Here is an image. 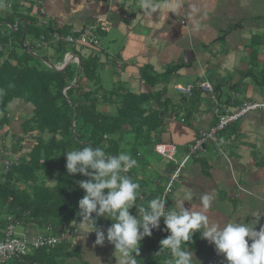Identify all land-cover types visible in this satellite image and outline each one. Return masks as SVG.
I'll return each instance as SVG.
<instances>
[{
    "label": "crops",
    "instance_id": "0c3cea01",
    "mask_svg": "<svg viewBox=\"0 0 264 264\" xmlns=\"http://www.w3.org/2000/svg\"><path fill=\"white\" fill-rule=\"evenodd\" d=\"M15 1L32 6L30 12H23L41 28L46 27L39 22L44 10L48 22L61 32L75 34L93 26L99 36L98 46L67 45L68 50L57 62L54 61L56 42L50 39L40 50L49 57L44 61L46 65L63 70L74 64L78 75L81 59L92 57L99 63L98 86L110 91L123 88L137 96L152 94L165 102L167 116L163 131L153 135L151 147H141L136 155L128 154L137 160L130 173L142 190V198L136 202L138 206L146 207L153 198L161 197L173 168V161L155 152L156 143L177 145L176 158L181 160L201 133L216 123L218 113L231 110L245 100L264 103V0H149L150 9L142 8L141 0H0L1 18L12 12ZM28 22L25 17L13 26L2 22L0 33L10 38L11 32L19 27L26 31ZM36 39L26 31L28 46L30 42L36 43ZM69 54L72 57L68 59ZM81 72L82 67L80 76ZM199 81L210 82L212 91L197 88ZM83 84L88 86L89 81L85 79ZM177 84H193L194 88L187 95L176 90ZM69 85H75V80ZM151 99L150 111L160 112L162 106ZM110 103L104 108L115 111L116 104ZM33 110L32 104L22 98L13 99L6 115L8 120L0 126V159L4 157L3 149L7 154L11 144L24 135L23 122ZM3 116L0 112V120ZM134 140V135L127 136L121 147L131 152ZM209 192L215 199L204 210L200 197ZM189 193L192 199L184 202L186 209L206 211L210 220L221 224L235 218L255 223L252 215L257 211L264 213V107L230 124L220 132L218 142L207 141L203 150L190 157L168 197L167 210L173 207L175 199ZM130 212L138 215L135 206ZM6 219L1 228L14 222L9 216ZM81 221L74 220L66 230L72 236L59 245L65 244L70 253L57 261L117 264L119 253H114V245L107 239L103 245H95V232L88 233L90 226ZM14 223L17 233L29 239L57 235L51 229ZM111 224L112 220L104 216L96 219L97 227L105 235ZM261 226H264V214L254 225L257 230ZM165 227L162 219L161 228ZM163 232L161 236L152 234L141 241L137 264H165L170 258L168 250L156 252L160 240L170 234ZM186 243L195 254V264H227L224 255L217 253L214 244L202 238L198 231Z\"/></svg>",
    "mask_w": 264,
    "mask_h": 264
},
{
    "label": "trees",
    "instance_id": "16d2710c",
    "mask_svg": "<svg viewBox=\"0 0 264 264\" xmlns=\"http://www.w3.org/2000/svg\"><path fill=\"white\" fill-rule=\"evenodd\" d=\"M24 6L15 1L12 12L0 17V23L10 26L25 17L30 21L26 26L27 34L37 38L36 43L30 42L29 46L25 43L30 51L23 47L17 51L21 47L23 29L19 27L11 32L10 38L0 33V112L4 113L0 126L8 120L6 115L13 99L22 98L34 107L33 113L23 122L24 135L11 144L10 152L6 154L3 149V156L12 163L6 169L0 165V227L7 223L9 216L25 226L50 227L53 234H60L69 229L74 220L82 219L78 201L85 191L79 187V181L88 179L79 173H67L64 153L90 144L103 148L109 155L122 152L136 155L141 147H151L153 135L163 131L167 110L165 102L152 94L137 96L123 88L110 91L98 86L99 63L92 57L81 59L80 78L64 92L63 89L74 81L77 67L68 65L57 70L45 64L49 57L40 52L47 41L50 42L53 28L61 29L50 24L42 12L39 22L46 19L48 23L43 24L46 27H39L35 19L26 17L23 12H30L32 6ZM67 45L66 42L56 43L55 62L65 55ZM85 79L89 81L88 86L83 84ZM151 98L162 106L160 112L150 111ZM108 102L116 104L115 111L104 108ZM129 135L135 136L131 152L121 147ZM26 149L29 152L24 151ZM127 175L131 177L130 171ZM101 227L105 230L106 226L102 224ZM68 253L65 244L34 249L26 256L14 257L7 264H60L57 258Z\"/></svg>",
    "mask_w": 264,
    "mask_h": 264
},
{
    "label": "clouds",
    "instance_id": "9594fccd",
    "mask_svg": "<svg viewBox=\"0 0 264 264\" xmlns=\"http://www.w3.org/2000/svg\"><path fill=\"white\" fill-rule=\"evenodd\" d=\"M140 6L152 8L149 0H141ZM64 154L68 174L79 173L88 177L79 181V187L85 191L78 201V213L82 217L80 223L90 226L88 233L95 232V245H103L105 239L114 245V253H119L118 259L115 256L117 264H137L141 241L145 236H151L153 229L160 227L161 217L166 226L163 230L170 233L160 240L157 252H170L165 264H195V254L188 250L186 242H190L197 231L202 238L214 244L227 264H264V226L259 230L254 227L264 214L261 211L252 215L256 218L255 223L235 218L221 224L210 220L206 211L185 208L184 202L192 199L191 193L175 199L173 207L167 211L166 199L162 198H153L146 207H141L136 203L142 198L141 186L127 175L137 165L135 158L123 152L109 155L103 148L90 144ZM214 199L210 192L201 195L203 209L210 208ZM134 206L138 215L130 212ZM101 216L112 220L106 235L96 225V219Z\"/></svg>",
    "mask_w": 264,
    "mask_h": 264
},
{
    "label": "built area",
    "instance_id": "2783aa9c",
    "mask_svg": "<svg viewBox=\"0 0 264 264\" xmlns=\"http://www.w3.org/2000/svg\"><path fill=\"white\" fill-rule=\"evenodd\" d=\"M44 13V11L42 10ZM46 19L41 20V24H47ZM52 42H66L72 46L79 45H90L98 46L99 45V36L95 31V28L89 27L84 30H79L76 35L73 34H64L60 32L56 27L53 28L52 33ZM197 87L204 91H212V84L208 81L201 82L199 81ZM176 90L179 92L185 93L187 95L191 94L194 85L187 84L175 85ZM264 107V103L245 100L241 104H238L231 110H225V112L218 113V118L216 123H214L207 131L201 133V135L191 144L188 154L181 160H177V145L171 142H158L154 146V150L158 155H161L169 161H173L175 167L170 173L168 181L166 182L161 197L166 199V211L168 206V197L174 191L177 182L180 180V177L186 167L187 162L190 157L198 153L200 150L204 149V144L207 141L218 142L219 134L222 130L226 129L233 122H237L242 117L247 115L249 112L256 109ZM12 163L8 159H0V165L5 169L9 167ZM163 217L160 219V227L158 229H153V235H162L163 229L161 228ZM16 225L14 222L9 223L6 227H0V264H7L16 256H26L31 253L34 249L40 248H53L57 245L68 240L72 236L71 232L64 231L57 235H38L33 239L27 238L25 235H19L16 230ZM50 227L47 228L49 230ZM102 230V229H100ZM147 237V236H145ZM144 237V238H145Z\"/></svg>",
    "mask_w": 264,
    "mask_h": 264
},
{
    "label": "water",
    "instance_id": "95a60500",
    "mask_svg": "<svg viewBox=\"0 0 264 264\" xmlns=\"http://www.w3.org/2000/svg\"><path fill=\"white\" fill-rule=\"evenodd\" d=\"M25 38H26V31L24 30V32H23V36H22V38H21L20 43H21V47H23L24 49H26V50L29 51L30 49H29L28 46H26V44H25ZM80 71H81V65H79V71H78V75H77V77H76V79H75V84H76V82H77V80H78V78H79V76H80ZM70 86H71V85H69V86L67 87V89L70 88ZM65 91H66V88H65L64 92H65ZM75 121H76V118L73 119V124L75 123Z\"/></svg>",
    "mask_w": 264,
    "mask_h": 264
},
{
    "label": "bare ground",
    "instance_id": "6f19581e",
    "mask_svg": "<svg viewBox=\"0 0 264 264\" xmlns=\"http://www.w3.org/2000/svg\"><path fill=\"white\" fill-rule=\"evenodd\" d=\"M12 3H10V5H11ZM44 11V10H43ZM43 13V12H42ZM44 13H45V11H44ZM52 38V37H51ZM57 43V42H56ZM86 46H90V45H86ZM0 49H1V46H0Z\"/></svg>",
    "mask_w": 264,
    "mask_h": 264
},
{
    "label": "rangeland",
    "instance_id": "374dc122",
    "mask_svg": "<svg viewBox=\"0 0 264 264\" xmlns=\"http://www.w3.org/2000/svg\"><path fill=\"white\" fill-rule=\"evenodd\" d=\"M74 65V64H73ZM77 75V74H76ZM74 80H75V78H74ZM110 105H112L111 103H110ZM148 106H150V105H148ZM54 181V179L51 181V182H53Z\"/></svg>",
    "mask_w": 264,
    "mask_h": 264
}]
</instances>
